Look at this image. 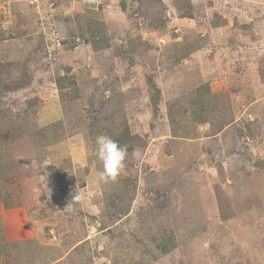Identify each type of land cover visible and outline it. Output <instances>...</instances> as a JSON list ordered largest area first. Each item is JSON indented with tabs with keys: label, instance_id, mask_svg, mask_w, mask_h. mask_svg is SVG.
I'll use <instances>...</instances> for the list:
<instances>
[{
	"label": "rangeland",
	"instance_id": "374dc122",
	"mask_svg": "<svg viewBox=\"0 0 264 264\" xmlns=\"http://www.w3.org/2000/svg\"><path fill=\"white\" fill-rule=\"evenodd\" d=\"M0 264H264V0H0Z\"/></svg>",
	"mask_w": 264,
	"mask_h": 264
},
{
	"label": "clouds",
	"instance_id": "9594fccd",
	"mask_svg": "<svg viewBox=\"0 0 264 264\" xmlns=\"http://www.w3.org/2000/svg\"><path fill=\"white\" fill-rule=\"evenodd\" d=\"M96 156L102 164V169L98 172V180L107 182L116 180L125 167L127 148L120 145L110 136L101 134L96 137ZM79 199V197H76Z\"/></svg>",
	"mask_w": 264,
	"mask_h": 264
},
{
	"label": "trees",
	"instance_id": "16d2710c",
	"mask_svg": "<svg viewBox=\"0 0 264 264\" xmlns=\"http://www.w3.org/2000/svg\"><path fill=\"white\" fill-rule=\"evenodd\" d=\"M94 36H95V35H94ZM92 45H93V48H95V49L99 48V46L97 45V40H96V39L92 42ZM61 79H62V78L59 77L60 83H61ZM125 130L128 131V130H129V127L126 126V127H125ZM126 133H127V132L125 131V135H127ZM118 190H119V191H122V190H124V189H123V188H120V189H117V191H118ZM117 191H115V193H111V197L114 196V195L116 196V195L118 194ZM109 195H110V194H109ZM163 251H167V249H164Z\"/></svg>",
	"mask_w": 264,
	"mask_h": 264
}]
</instances>
